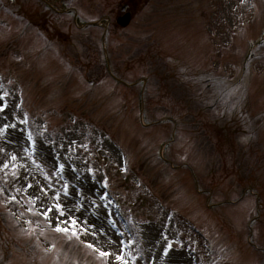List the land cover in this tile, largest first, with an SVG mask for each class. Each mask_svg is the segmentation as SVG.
Masks as SVG:
<instances>
[{
    "label": "rangeland",
    "instance_id": "obj_1",
    "mask_svg": "<svg viewBox=\"0 0 264 264\" xmlns=\"http://www.w3.org/2000/svg\"><path fill=\"white\" fill-rule=\"evenodd\" d=\"M122 1L81 0L84 21L103 26L49 12L34 30L33 0H0V92L11 94L0 113V264H102L82 240L115 249L107 236L120 233L134 264H264V0H133L125 28ZM174 81L199 110L177 98ZM127 175L154 220L127 208L123 217L112 202ZM54 191L83 204L74 214L107 236L69 240L53 228L40 243L60 251L43 252L21 231L36 218H21L19 202L27 193L50 205Z\"/></svg>",
    "mask_w": 264,
    "mask_h": 264
},
{
    "label": "snow or ice",
    "instance_id": "obj_2",
    "mask_svg": "<svg viewBox=\"0 0 264 264\" xmlns=\"http://www.w3.org/2000/svg\"><path fill=\"white\" fill-rule=\"evenodd\" d=\"M0 79H3V77H0ZM3 85H0V89H3ZM10 93L7 91L0 92V113H7L9 109V103L8 98L10 97ZM20 107H23V102H20ZM23 116H27V113H22ZM17 120L21 119V116H15L14 117ZM24 123H28V120H23ZM11 127L15 128L16 125L13 124ZM9 129V125L7 123L4 124L3 130L7 132ZM28 138L31 141L33 152H35V144L36 140L33 137V134L31 130H28ZM247 139V138H245ZM6 151V149H5ZM31 155V153H30ZM18 159V156L16 154H13L11 156V160L15 161ZM17 167V166H13ZM9 168V164L5 163L3 164V170H7ZM59 169L61 172L64 170V165L60 164ZM127 170V169H125ZM94 174V170H93ZM11 175L18 176V171H14L11 173ZM49 180H51V177H48ZM105 187H107V181H104ZM32 184L28 183L27 187L32 188ZM69 185H65L62 189V192L66 196H71L72 193L69 191ZM4 189L0 188V192H3ZM17 192H20L21 189H17ZM43 193L47 194L49 192V189L47 187L43 188ZM26 201L19 202V197L15 194L11 195L9 197V200L12 202H19L20 208L23 209L21 211V218L30 216L33 218H27L25 220V223L28 225L27 228H22L21 231L23 234L34 238L37 242V246L41 247L43 252L45 253H53L56 254L60 250L57 247V244L55 242H52L50 244V247H43L40 243V236L44 235L45 238H47L48 233L51 229L54 228L56 232L62 233L65 235V237L69 240H82V234H88L92 237H97L101 233H104L105 236H107V233L105 232L104 226H101L96 231H92L87 226V221L81 217L80 219L77 218V216L74 214L76 211H79V208H83V204H80L78 208L73 207L75 204V201L69 202L68 204L61 202V191H54L53 192V199L50 205L48 204H42V207H37V201L41 200L40 195H27ZM81 195H83V192H81ZM104 199H107V196H104ZM95 205V202H93ZM27 205V206H25ZM98 207V206H97ZM72 208V214L69 213L68 209ZM43 209V210H42ZM9 212H11V209H9ZM14 216L15 213H12ZM62 217H66L65 219H61ZM56 221L55 224H53V221ZM41 222L47 225L46 228H41ZM17 223H20V220H17ZM110 223L115 226V220H111ZM93 228H96V225L93 224ZM123 236V233H120L115 238L111 236H107V241L110 245H118L115 249L112 247L104 248L98 243H94L91 239L89 240H82V242L95 254H97L98 258L101 259L102 264H109V260H115L118 261L119 264H134V258L133 260H129L128 256L131 255V253L128 252V243L121 239ZM134 244L135 241H132ZM169 249L172 248V244L168 245ZM57 260H60V256H56ZM78 264V262H76Z\"/></svg>",
    "mask_w": 264,
    "mask_h": 264
},
{
    "label": "trees",
    "instance_id": "obj_3",
    "mask_svg": "<svg viewBox=\"0 0 264 264\" xmlns=\"http://www.w3.org/2000/svg\"><path fill=\"white\" fill-rule=\"evenodd\" d=\"M258 53L255 52V56H257ZM252 55L248 54L246 55V58H251ZM164 64L159 65V69L163 72L164 71ZM170 81V80H169ZM168 81V82H169ZM230 83H233V81H229ZM175 85V94L177 95V98L181 100L186 105H189V107L195 106V109L199 110L200 106L197 104L196 95L193 91L190 90L186 85H184L181 82L174 81ZM170 85V86H171ZM222 96H225L226 89L221 93ZM123 188L125 189L124 193H113V198L116 203H118L119 208H121L123 211L125 208H127L135 218H140L142 216L147 217L150 220H154V218L151 216L150 210H151V204L150 202L147 203V198L144 197L142 194L136 193L134 191L135 185L134 181L132 180V177L130 175L123 177ZM149 204L146 208V205ZM149 210V211H148Z\"/></svg>",
    "mask_w": 264,
    "mask_h": 264
},
{
    "label": "flooded vegetation",
    "instance_id": "obj_4",
    "mask_svg": "<svg viewBox=\"0 0 264 264\" xmlns=\"http://www.w3.org/2000/svg\"><path fill=\"white\" fill-rule=\"evenodd\" d=\"M33 1H34L33 4L34 13L31 15V17H29V19L33 24V26L35 27L44 28L46 27V25L48 26L47 15L49 12L55 14L62 13L67 16L68 15L72 16L71 14H73V19L74 18L76 19V13H78V15L81 14V12L78 9L81 0H33ZM132 1L133 0H124L122 1L121 4L118 5L120 11L116 13L117 15L116 20L120 15H122V13H124L122 12L123 8H125V12L130 11L134 15V11L132 8ZM89 21L92 22L91 20ZM102 21L104 20L102 19ZM98 26H102V24L101 25L99 24Z\"/></svg>",
    "mask_w": 264,
    "mask_h": 264
},
{
    "label": "bare ground",
    "instance_id": "obj_5",
    "mask_svg": "<svg viewBox=\"0 0 264 264\" xmlns=\"http://www.w3.org/2000/svg\"><path fill=\"white\" fill-rule=\"evenodd\" d=\"M176 261L179 263V264H185V261L183 259H181L180 257H178L176 259Z\"/></svg>",
    "mask_w": 264,
    "mask_h": 264
},
{
    "label": "water",
    "instance_id": "obj_6",
    "mask_svg": "<svg viewBox=\"0 0 264 264\" xmlns=\"http://www.w3.org/2000/svg\"><path fill=\"white\" fill-rule=\"evenodd\" d=\"M125 25L128 24V19H126V22L124 23Z\"/></svg>",
    "mask_w": 264,
    "mask_h": 264
}]
</instances>
